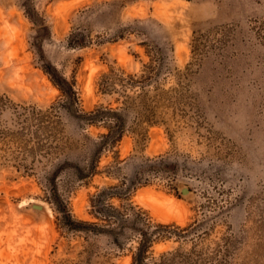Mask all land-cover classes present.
<instances>
[{
  "label": "rangeland",
  "instance_id": "obj_1",
  "mask_svg": "<svg viewBox=\"0 0 264 264\" xmlns=\"http://www.w3.org/2000/svg\"><path fill=\"white\" fill-rule=\"evenodd\" d=\"M260 24L264 0H0V96L57 103L51 67L76 80L83 111L116 105L99 88L102 76L141 72L159 55L173 70L166 87L178 85L179 70L186 85L184 115L170 112L146 137L127 133L90 179L78 174L105 129L66 111L61 148L31 174L0 150V264H132L136 232L118 246L84 230V221L102 224L92 207L101 191L115 207L141 209L152 229L183 233L155 240L145 264L174 252L167 264H264ZM73 38L86 44L71 46Z\"/></svg>",
  "mask_w": 264,
  "mask_h": 264
},
{
  "label": "trees",
  "instance_id": "obj_2",
  "mask_svg": "<svg viewBox=\"0 0 264 264\" xmlns=\"http://www.w3.org/2000/svg\"><path fill=\"white\" fill-rule=\"evenodd\" d=\"M261 26L264 25L260 24L259 29ZM85 44V39L70 40V45L74 47ZM199 48L200 45L196 44V53ZM164 60V55L152 57L151 61L144 65L143 70L136 73L111 69L102 76L99 88L104 94L117 95L114 100L116 105L110 102L106 106L100 105L90 111H83L80 108L76 80L68 79L57 70L52 71L51 67H48L46 72L60 90L61 100L42 108L36 104L17 103L7 95L0 96V150L4 151V156L14 160L18 168L31 174L35 163L40 161L39 158L48 157L61 148V141L64 139L61 114L62 111H66L79 123H84V126L105 129L93 142L84 173L78 174V177L84 179L92 178L98 174L102 153L115 149L127 133L146 137L149 128L166 122L170 112L176 116L186 110L183 108L186 106L184 101L186 85L181 78L185 74L179 70L178 85L167 88L166 80L173 70ZM163 74L165 76L162 77ZM7 114L9 117L6 118ZM159 163L161 161L157 164ZM129 189L127 187L125 190ZM92 207L94 216L102 221V224L84 221V230H95L97 233L109 235L118 246L121 244V237H127L128 230L138 234L139 244L133 255L132 264H145L149 249L155 240L169 239L174 235L181 237L183 234L177 233L170 224H159L156 226L157 229H152L153 226L141 209L136 211L133 205L115 207L108 203L105 191L96 195L92 200ZM159 229H162L163 233ZM171 254V258L165 257L160 264L174 261L181 253Z\"/></svg>",
  "mask_w": 264,
  "mask_h": 264
},
{
  "label": "water",
  "instance_id": "obj_3",
  "mask_svg": "<svg viewBox=\"0 0 264 264\" xmlns=\"http://www.w3.org/2000/svg\"><path fill=\"white\" fill-rule=\"evenodd\" d=\"M189 192V190L187 189V188H184L183 189V193H188ZM35 207H37V208H39L40 206H38V205H34Z\"/></svg>",
  "mask_w": 264,
  "mask_h": 264
},
{
  "label": "bare ground",
  "instance_id": "obj_4",
  "mask_svg": "<svg viewBox=\"0 0 264 264\" xmlns=\"http://www.w3.org/2000/svg\"><path fill=\"white\" fill-rule=\"evenodd\" d=\"M168 197H166V200H167ZM171 200V199H170ZM168 201H169V198H168ZM33 203V202H32ZM38 203H35V205H37ZM41 205V204H40ZM48 207V210H49V206H46ZM52 212V211H51Z\"/></svg>",
  "mask_w": 264,
  "mask_h": 264
}]
</instances>
